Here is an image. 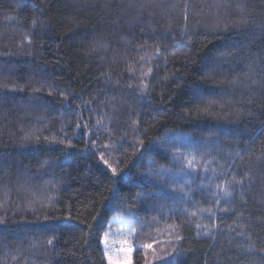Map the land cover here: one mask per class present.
<instances>
[{
  "label": "trees",
  "instance_id": "obj_1",
  "mask_svg": "<svg viewBox=\"0 0 264 264\" xmlns=\"http://www.w3.org/2000/svg\"><path fill=\"white\" fill-rule=\"evenodd\" d=\"M0 196V264H264V0H0Z\"/></svg>",
  "mask_w": 264,
  "mask_h": 264
},
{
  "label": "rangeland",
  "instance_id": "obj_2",
  "mask_svg": "<svg viewBox=\"0 0 264 264\" xmlns=\"http://www.w3.org/2000/svg\"><path fill=\"white\" fill-rule=\"evenodd\" d=\"M156 173L164 174V171L160 169L156 171ZM51 183L52 181L42 180V186L40 187L37 186L38 184H32L30 186L23 185V189H21L20 194L23 195L22 205H24V208H27V204H31L35 209L41 207L45 201L47 188L52 186ZM3 200L5 201V199L0 196V202ZM120 220L121 221H118V223L104 235L102 240L107 264H132V254L134 247L131 243V237L134 234V228L126 220ZM39 246L42 247V244L35 246V253L33 252L34 255L39 254ZM129 249H131V251H129ZM20 254L21 252L18 249L16 250V253L13 254L5 252L6 257L4 258L3 263H5V260L12 258L18 264H21L23 257H21ZM30 259L24 258L22 264L35 263V260H37L35 258L32 259L33 261Z\"/></svg>",
  "mask_w": 264,
  "mask_h": 264
},
{
  "label": "snow or ice",
  "instance_id": "obj_3",
  "mask_svg": "<svg viewBox=\"0 0 264 264\" xmlns=\"http://www.w3.org/2000/svg\"><path fill=\"white\" fill-rule=\"evenodd\" d=\"M101 159H103V157H101ZM105 163H107V161H105ZM189 165L191 166V161H189ZM109 167H111V165H109ZM112 171H113V174H115L116 169H112ZM220 191H222L225 196L230 195V192L228 191L227 188H221ZM145 247L146 248H152V245L148 244V245H145ZM129 251H131V249H129Z\"/></svg>",
  "mask_w": 264,
  "mask_h": 264
}]
</instances>
